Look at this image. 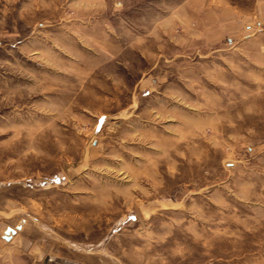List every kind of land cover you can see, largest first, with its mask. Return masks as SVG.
Returning a JSON list of instances; mask_svg holds the SVG:
<instances>
[{
  "label": "rangeland",
  "instance_id": "374dc122",
  "mask_svg": "<svg viewBox=\"0 0 264 264\" xmlns=\"http://www.w3.org/2000/svg\"><path fill=\"white\" fill-rule=\"evenodd\" d=\"M0 264H264V0H0Z\"/></svg>",
  "mask_w": 264,
  "mask_h": 264
},
{
  "label": "water",
  "instance_id": "95a60500",
  "mask_svg": "<svg viewBox=\"0 0 264 264\" xmlns=\"http://www.w3.org/2000/svg\"><path fill=\"white\" fill-rule=\"evenodd\" d=\"M15 232V229L12 228V227H8L7 231H6V235H5V238L6 239H10V234L11 233H14Z\"/></svg>",
  "mask_w": 264,
  "mask_h": 264
}]
</instances>
